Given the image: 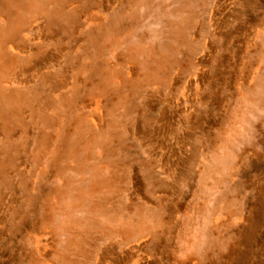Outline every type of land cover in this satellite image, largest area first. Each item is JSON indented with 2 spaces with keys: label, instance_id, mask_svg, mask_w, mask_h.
<instances>
[{
  "label": "rangeland",
  "instance_id": "obj_1",
  "mask_svg": "<svg viewBox=\"0 0 264 264\" xmlns=\"http://www.w3.org/2000/svg\"><path fill=\"white\" fill-rule=\"evenodd\" d=\"M139 5L0 0V264H264V0Z\"/></svg>",
  "mask_w": 264,
  "mask_h": 264
},
{
  "label": "bare ground",
  "instance_id": "obj_2",
  "mask_svg": "<svg viewBox=\"0 0 264 264\" xmlns=\"http://www.w3.org/2000/svg\"><path fill=\"white\" fill-rule=\"evenodd\" d=\"M136 1L137 0H119L120 4H122L123 6L118 8L117 10V13H115V15L118 16H126L129 14V12L131 11L133 13V11L137 12V10L140 8V5L138 7H136ZM113 17V16H112ZM111 20L109 19L108 22H105L104 23V26H103V30L99 32L103 33L105 31L106 28H108V26L111 24H114L115 21H112L111 23ZM11 24L13 25V22H11ZM14 26V25H13ZM10 35V34H9ZM8 38V34H6V31L5 29H1L0 28V49H3V47H5L6 43H8L9 39L7 40ZM24 49V48H23ZM1 51V50H0ZM1 53H0V66H5L8 64V62H5V60L3 58H1ZM3 56V55H2ZM10 64V63H9ZM18 92V91H16ZM12 95H4L3 98H5V104L10 102L15 106H17L18 104H22V103H26L27 102V97L26 95L22 94V93H11ZM104 116L101 115L100 117V121H101V125L104 124ZM76 131V133H75ZM80 126H76V127H73L70 128V129H67L64 131V133L62 134V139H63V142L66 141L67 139H73L74 135L75 134H79L80 135ZM42 139L46 142L47 140V134L45 133V136L43 135L42 136ZM77 143H76V148L79 152L80 150V147H78L79 143H81L80 140H76ZM75 141V142H76ZM43 142V143H45ZM42 143V142H41ZM63 143H61L62 145ZM64 145V144H63ZM91 149V148H90ZM4 151L8 152L10 155H11V150H8L7 149V146H4L3 149ZM85 150V149H84ZM88 151V148L86 149ZM7 154V156L3 159H0V177L3 176L4 178H7L9 172H8V168L6 167L8 164H6V159L7 158H10V155ZM6 180V179H5ZM4 180V181H5ZM9 182V181H8ZM78 183V186L80 189H78L77 191V194L76 195H72L71 197L73 198V202H71V206L70 208H76L78 205H89V207L91 209L88 210V218H91L90 221H87L85 220L84 223H82V227L86 230V229H90L92 228L93 226L95 225H98V221H96L97 219H95V216L97 215V211L100 210L99 206H94L95 204H89L90 201H88L87 197H90V198H96V194L97 192H95L97 190V188L101 187L102 184L104 183V181L102 182L101 180L99 179H96L94 181H89L87 178L85 180H80L79 182H76ZM108 184V183H107ZM85 187H89L88 190L86 191H83V188L85 189ZM101 189V188H100ZM87 195V196H86ZM85 198V199H83ZM102 199V197H101ZM105 199V198H104ZM98 200V199H97ZM72 201V200H71ZM94 201V200H93ZM83 202V204H82ZM91 203V202H90ZM101 206H102V203H100ZM93 208V210H92ZM69 209V208H68ZM102 209H103V206H102ZM83 220L84 218L83 217H80V218H75L73 219L72 218V221L71 222H67L66 224L69 225L68 228L66 226H62L60 225V227L62 228V230L64 229H68L70 231H74L75 229V224H79V221L80 220ZM118 224V222H117ZM65 227V228H64ZM81 228V227H80ZM56 230V229H55ZM79 231V230H78ZM79 234V233H78ZM82 236V235H81ZM81 236L79 235L78 237V240L81 239ZM73 237H74V233H73ZM77 240V241H78ZM77 241H73V239H69V242L71 243L72 247L74 245H78L77 244ZM75 242V243H74ZM69 248V247H68ZM66 248V250L68 249ZM61 259L60 264L61 262H64L65 264H68V260H65L66 259V256H65V253H63L60 257ZM68 261V262H67ZM51 264V263H49Z\"/></svg>",
  "mask_w": 264,
  "mask_h": 264
}]
</instances>
